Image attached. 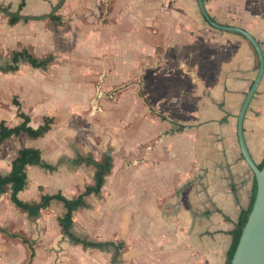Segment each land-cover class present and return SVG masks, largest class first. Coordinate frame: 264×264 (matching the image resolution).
<instances>
[{"label":"crops","instance_id":"0c3cea01","mask_svg":"<svg viewBox=\"0 0 264 264\" xmlns=\"http://www.w3.org/2000/svg\"><path fill=\"white\" fill-rule=\"evenodd\" d=\"M204 2L264 52V0ZM23 52L46 64L16 62ZM258 69L251 43L197 0H0V124L52 119L0 146L4 176L20 150L40 153L17 193L37 214L12 184L0 192V264H225L252 197L237 122ZM244 137L263 162L264 75ZM106 166L64 230L67 206L46 197L77 198Z\"/></svg>","mask_w":264,"mask_h":264},{"label":"trees","instance_id":"16d2710c","mask_svg":"<svg viewBox=\"0 0 264 264\" xmlns=\"http://www.w3.org/2000/svg\"><path fill=\"white\" fill-rule=\"evenodd\" d=\"M52 18H54L55 21H59V19H60L58 16H54ZM10 21L12 24H14L17 21H19V18L12 17ZM252 47H253V45H252ZM253 49L255 50L254 47H253ZM255 53H256V56L258 58L256 50H255ZM23 56L27 57L30 60L31 64L36 66V67H41L43 64H46L45 61L39 62L35 57L30 55L28 52L15 54L14 60L17 62L19 60V58H21ZM258 61H259V58H258ZM17 69H18L17 66L12 68L13 71H15ZM19 115L21 117H23L24 121L21 125H19L17 127L10 128V127L6 126L4 122L0 124V146L6 139H8L12 136H19L20 134L25 133V134L29 135L30 137L37 138V137H40V136L44 135L45 133H47L51 128V123H52L51 118H45L44 124L42 126H40L39 128L34 129L31 126H29L30 118L28 116H26L24 113H21V112L19 113ZM38 161H40V153L38 150L32 149V148H24V149L19 151L17 158L12 162L11 173L6 175V176L0 174V192L3 190L4 186H6L8 184H12L15 188L12 199L16 202V204L19 207L29 210L31 215L37 214L40 206L39 205L33 206V205H30V204H27V203H24V202L18 200L17 193L20 190L24 189V187L27 185V181H26L27 177H26V173H25L26 166L29 164L37 163ZM258 167L260 169H262L264 167V160H263V162L258 164ZM108 170H109V167H107V166L104 167L103 170L98 174L96 185L88 187L84 193L80 194L75 199H68V198L64 197L62 194L46 197L47 203H49V201L51 199H59V200L63 201L65 203V205L67 206L68 213H67L66 217L62 220V222L64 224H66L64 227V230H66V231L68 230V225L72 220L73 211L75 209H77L79 206H81L82 204H84L85 197L92 194V193L97 194L101 191V187H102V184L104 182V177H105V174L108 172ZM256 193H257V183H256V180L254 179V183H253V187H252V197L250 200V204H249L248 208L244 209L241 213V216L239 218L238 224H237V226L235 228V232H234V234H235L234 242H233V245H232L230 251L227 254V260H226L225 264H231L232 258L234 256L236 249L238 247V244L240 242V239H241V236L243 233V229H244V227L248 221L249 215H250L252 208H253V205L255 203ZM47 203L44 206H46ZM82 243L85 245H88L87 242H82Z\"/></svg>","mask_w":264,"mask_h":264},{"label":"water","instance_id":"95a60500","mask_svg":"<svg viewBox=\"0 0 264 264\" xmlns=\"http://www.w3.org/2000/svg\"><path fill=\"white\" fill-rule=\"evenodd\" d=\"M197 2L206 22L217 29L235 32L244 36L253 45L259 58L257 77L245 97L238 114L237 122V132L241 152L246 163L254 174V179L257 183V193L255 203L243 229L240 242L232 258L231 264H264V167L262 169L258 167L250 154L244 137L245 116L264 75V52L260 43L249 32L240 27L224 26L219 24L213 20L208 13L204 0H197ZM103 96L101 86H99L92 104L94 111L99 110L98 102Z\"/></svg>","mask_w":264,"mask_h":264}]
</instances>
